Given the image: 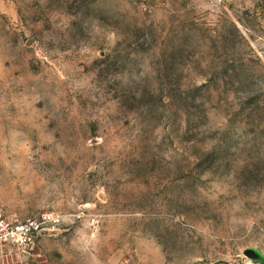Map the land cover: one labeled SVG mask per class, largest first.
Returning a JSON list of instances; mask_svg holds the SVG:
<instances>
[{"label": "rangeland", "instance_id": "1", "mask_svg": "<svg viewBox=\"0 0 264 264\" xmlns=\"http://www.w3.org/2000/svg\"><path fill=\"white\" fill-rule=\"evenodd\" d=\"M0 206L59 216L10 264H258L264 0H0Z\"/></svg>", "mask_w": 264, "mask_h": 264}, {"label": "built area", "instance_id": "2", "mask_svg": "<svg viewBox=\"0 0 264 264\" xmlns=\"http://www.w3.org/2000/svg\"><path fill=\"white\" fill-rule=\"evenodd\" d=\"M58 222L56 213L40 212L21 218L0 206V264H10L9 259L18 262L27 259L42 232Z\"/></svg>", "mask_w": 264, "mask_h": 264}, {"label": "water", "instance_id": "3", "mask_svg": "<svg viewBox=\"0 0 264 264\" xmlns=\"http://www.w3.org/2000/svg\"><path fill=\"white\" fill-rule=\"evenodd\" d=\"M247 254L249 255L250 259L258 262V264H264V254H261L259 251L250 249Z\"/></svg>", "mask_w": 264, "mask_h": 264}]
</instances>
